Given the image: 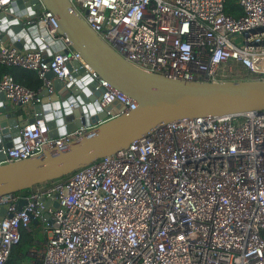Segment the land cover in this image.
<instances>
[{
	"label": "built area",
	"instance_id": "obj_1",
	"mask_svg": "<svg viewBox=\"0 0 264 264\" xmlns=\"http://www.w3.org/2000/svg\"><path fill=\"white\" fill-rule=\"evenodd\" d=\"M12 1L0 0V13ZM69 1L103 42L145 71L185 81L264 80V0H235L237 16L224 11L226 0ZM31 21L65 52L46 60L42 49H18L3 39L0 16V64L42 81L31 89L3 73L0 95L12 110L39 104L43 88L53 93L47 73L67 78L73 60V70L84 68L102 89L99 107L120 103L106 118L136 107L57 32L54 15L42 8ZM38 115H22L27 122L0 148V163L62 148L91 127L51 136ZM0 207V264L23 230L31 244L20 264H264V113L170 121L27 195H1Z\"/></svg>",
	"mask_w": 264,
	"mask_h": 264
},
{
	"label": "water",
	"instance_id": "obj_2",
	"mask_svg": "<svg viewBox=\"0 0 264 264\" xmlns=\"http://www.w3.org/2000/svg\"><path fill=\"white\" fill-rule=\"evenodd\" d=\"M56 17L57 32L96 74L113 88L132 98L136 107L113 114L121 107L112 102L98 106L100 92L84 68L76 61L68 64L70 76L53 80V93L42 89L35 112L42 114L51 136L91 126L62 148L24 159L0 163V196L32 190L71 174L101 157L126 148L132 141L148 135L156 127L181 118L264 113V80L185 81L158 72L145 71L122 58L90 29L69 0H13L3 17V39L18 49H42L46 60L65 52L60 40H53L35 20L41 9ZM52 77V73H47ZM0 95V148L13 144L19 128L27 120L17 116ZM106 118V119H105ZM103 121L99 122L98 120ZM2 159V156H0ZM26 199L18 202V209ZM48 202L45 203L47 206ZM57 207V203H55ZM0 207V216L4 215ZM44 217L48 218L47 213ZM35 223L36 220H33Z\"/></svg>",
	"mask_w": 264,
	"mask_h": 264
},
{
	"label": "trees",
	"instance_id": "obj_3",
	"mask_svg": "<svg viewBox=\"0 0 264 264\" xmlns=\"http://www.w3.org/2000/svg\"><path fill=\"white\" fill-rule=\"evenodd\" d=\"M224 11L233 16L240 14L235 0H226ZM3 73H10L16 82L29 87L38 89L42 85L41 79L32 71L0 64V76ZM30 190L19 191L18 195H27ZM31 244V236L27 231H21L20 240L12 247L7 264H20L25 257V251Z\"/></svg>",
	"mask_w": 264,
	"mask_h": 264
},
{
	"label": "crops",
	"instance_id": "obj_4",
	"mask_svg": "<svg viewBox=\"0 0 264 264\" xmlns=\"http://www.w3.org/2000/svg\"><path fill=\"white\" fill-rule=\"evenodd\" d=\"M7 42H9V43H11L8 39L6 40ZM52 78V86H53V80L55 79V78H53V77H51ZM48 94V93H47ZM52 94V93H51ZM35 107V106H34ZM33 106H29V107H18V108H16V115L17 116H22L23 114L24 115H31L32 114V112H33V110H35V108H34ZM24 118V117H23ZM12 140L15 142V140H16V138L14 137V136H12Z\"/></svg>",
	"mask_w": 264,
	"mask_h": 264
},
{
	"label": "rangeland",
	"instance_id": "obj_5",
	"mask_svg": "<svg viewBox=\"0 0 264 264\" xmlns=\"http://www.w3.org/2000/svg\"><path fill=\"white\" fill-rule=\"evenodd\" d=\"M37 234H38L39 237H41V233H39V232L37 231ZM26 260H27V258L24 257V259H23L22 261H26ZM22 261H21V262H22Z\"/></svg>",
	"mask_w": 264,
	"mask_h": 264
}]
</instances>
